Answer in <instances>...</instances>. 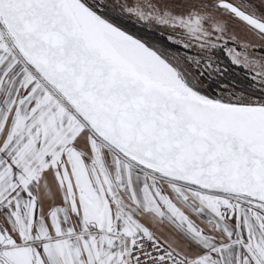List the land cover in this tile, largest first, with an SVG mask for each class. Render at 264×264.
<instances>
[{"label":"snow or ice","instance_id":"6c2138e0","mask_svg":"<svg viewBox=\"0 0 264 264\" xmlns=\"http://www.w3.org/2000/svg\"><path fill=\"white\" fill-rule=\"evenodd\" d=\"M0 264H264V0H0Z\"/></svg>","mask_w":264,"mask_h":264}]
</instances>
